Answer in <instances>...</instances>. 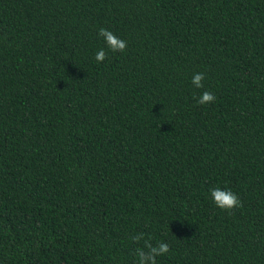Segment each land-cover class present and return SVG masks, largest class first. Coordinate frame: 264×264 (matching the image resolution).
I'll return each instance as SVG.
<instances>
[{
	"label": "trees",
	"instance_id": "trees-1",
	"mask_svg": "<svg viewBox=\"0 0 264 264\" xmlns=\"http://www.w3.org/2000/svg\"><path fill=\"white\" fill-rule=\"evenodd\" d=\"M138 233L264 264V0H0V264H136Z\"/></svg>",
	"mask_w": 264,
	"mask_h": 264
},
{
	"label": "clouds",
	"instance_id": "clouds-1",
	"mask_svg": "<svg viewBox=\"0 0 264 264\" xmlns=\"http://www.w3.org/2000/svg\"><path fill=\"white\" fill-rule=\"evenodd\" d=\"M98 35L102 37L107 45V48L112 52H123L127 47V42L116 37L111 31L100 28ZM106 58V52L104 49H100L95 54V60L102 62ZM205 78L204 73H197L192 77V84L196 88L203 87L202 81ZM216 97L208 91L202 93L197 100L199 105H206L213 102ZM212 202L215 206L224 211H230L233 208L240 207L241 202L238 197L230 190H221L220 188H214L210 192ZM132 241L139 244L143 241V246L136 249V256L138 257L136 264H156V258L163 256L169 252V246L165 242H160L157 245H153L149 240L144 238L143 233H138L130 238Z\"/></svg>",
	"mask_w": 264,
	"mask_h": 264
}]
</instances>
